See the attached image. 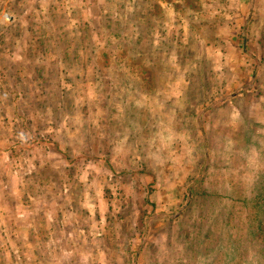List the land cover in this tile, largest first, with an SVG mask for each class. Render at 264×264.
Masks as SVG:
<instances>
[{
	"label": "rangeland",
	"instance_id": "374dc122",
	"mask_svg": "<svg viewBox=\"0 0 264 264\" xmlns=\"http://www.w3.org/2000/svg\"><path fill=\"white\" fill-rule=\"evenodd\" d=\"M4 179L0 264H264V0H0Z\"/></svg>",
	"mask_w": 264,
	"mask_h": 264
},
{
	"label": "crops",
	"instance_id": "0c3cea01",
	"mask_svg": "<svg viewBox=\"0 0 264 264\" xmlns=\"http://www.w3.org/2000/svg\"><path fill=\"white\" fill-rule=\"evenodd\" d=\"M10 175V173H8ZM16 175V174H15ZM10 181H6L5 179L2 180V183L0 184V188L3 190H0V232L3 234H15V235H35V222L36 219H32V214L24 215L21 214V212H18L20 206L23 204V202L20 201L19 197H17L16 191H12L16 185L9 179ZM8 192H11L12 197H10V194H7ZM3 192V193H2ZM2 193V194H1ZM12 198V199H11ZM26 217L25 221L23 222L24 217ZM45 219L47 227L52 226L51 217H42Z\"/></svg>",
	"mask_w": 264,
	"mask_h": 264
}]
</instances>
